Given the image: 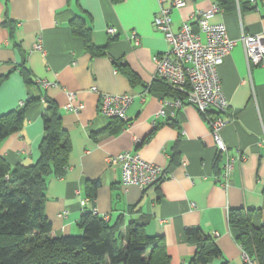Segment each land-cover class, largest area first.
<instances>
[{
  "label": "crops",
  "instance_id": "0c3cea01",
  "mask_svg": "<svg viewBox=\"0 0 264 264\" xmlns=\"http://www.w3.org/2000/svg\"><path fill=\"white\" fill-rule=\"evenodd\" d=\"M172 2L0 0V77L5 75L0 82V115L27 96L38 98L27 108L21 129L1 140L0 155L11 166L37 160L41 113L49 99L58 107L70 140L65 174L46 180L44 210L52 235L78 233L77 220L94 205L105 218L121 214L125 222L145 220L148 236L163 237L169 264H187L191 258L194 246L186 237L191 227L210 235L221 250L222 256L209 264H246L227 217L229 209L243 207L258 209L264 221V57L249 64L240 40L243 34L264 37V0H257L253 9L250 0H231L210 18L223 22L228 37L235 40L217 67L229 101V122L220 135L231 155H243L233 163L226 186L220 184L222 159L206 116L186 103L162 106V98L170 96H158L165 85L154 77L153 60L169 47L154 25L161 10H168L172 31L189 22L198 32L194 14L210 9L216 0H184L179 8ZM5 16L8 24L3 23ZM73 16L89 29L101 54L85 48L81 35L71 28ZM109 27L116 29L114 35L108 34ZM39 42L44 51L34 49ZM22 65L33 80L49 85L25 83ZM123 93L132 100L129 124L119 129V120L100 114L99 104L101 94ZM68 94H74V104H82L77 112L65 107ZM162 107L165 115L158 116ZM126 150L162 166L169 175L143 190L123 186L119 165L108 164L106 158ZM94 180L98 183L90 197L88 186ZM85 196L91 200L81 207L79 199Z\"/></svg>",
  "mask_w": 264,
  "mask_h": 264
},
{
  "label": "trees",
  "instance_id": "16d2710c",
  "mask_svg": "<svg viewBox=\"0 0 264 264\" xmlns=\"http://www.w3.org/2000/svg\"><path fill=\"white\" fill-rule=\"evenodd\" d=\"M229 2L216 0L214 4L219 7ZM3 23H9L6 16ZM70 25L74 33L81 35L86 49L95 54L103 52L92 43L89 29L79 17L73 16ZM127 73L133 80V74L129 70ZM20 74L25 83L38 84L23 65ZM160 81L165 86L162 93L157 92L159 97L177 96L173 88ZM37 100L27 96L22 104L0 115V142L21 129L27 108ZM41 118L43 135L34 163L11 166L0 155V264H169L163 237L148 236L143 219L125 222L121 214L105 219L88 211L77 220L78 233L51 234L52 226L44 210L46 180L48 176L65 174L70 140L53 101L44 100ZM111 119L119 120V129L129 124V120ZM97 183L94 180L88 186L90 197H94ZM227 218L243 252L256 264H264V221L259 210L231 208ZM186 237L194 246L187 264H209L222 256L214 239L198 227L187 228Z\"/></svg>",
  "mask_w": 264,
  "mask_h": 264
},
{
  "label": "built area",
  "instance_id": "2783aa9c",
  "mask_svg": "<svg viewBox=\"0 0 264 264\" xmlns=\"http://www.w3.org/2000/svg\"><path fill=\"white\" fill-rule=\"evenodd\" d=\"M256 1L250 0L252 4H255ZM172 5L179 8L184 6L185 2L184 0H173ZM217 10H219L218 5L213 4L210 9L200 10L194 14L198 32L193 31L189 22L183 23L176 32L172 31L168 10H161V13L154 19V25L163 32L169 47L165 52L155 55L153 60L156 64L154 77L164 81L177 94V96L162 98V106L171 105L176 108L186 103L193 105L206 116L218 156L222 159L220 184L226 186L233 163L243 159V155L239 151L235 156L231 155L220 135L221 128L229 122V118L225 115L229 101L223 92L217 67L230 53L235 45V40L228 37L223 22L210 21L211 16ZM107 32L114 35L116 29L109 27ZM134 38L137 43L135 36ZM240 40L245 49L246 61L249 64H258L264 57L263 35L243 34ZM34 49L44 51L40 42L35 44ZM36 82L45 87L49 85L42 79H37ZM92 90H96V88L92 87ZM73 98L74 94H68L65 107L77 112L82 108V104H74ZM131 100L132 96L128 93L101 94L99 113L107 118L127 121V108ZM157 115H165L163 107ZM106 161L110 165H119L120 182L123 186L135 185L143 190L169 175V172L162 166L148 162L138 153L130 150L109 155ZM90 200V197H82L79 199V204L84 207ZM89 211L92 214H97L94 205H91ZM102 217L105 218V216ZM243 257L246 264H256L245 253H243Z\"/></svg>",
  "mask_w": 264,
  "mask_h": 264
}]
</instances>
